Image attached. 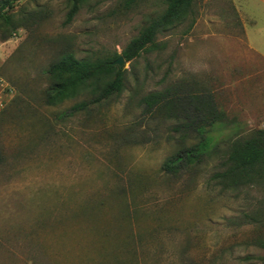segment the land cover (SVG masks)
Returning <instances> with one entry per match:
<instances>
[{"label": "rangeland", "instance_id": "374dc122", "mask_svg": "<svg viewBox=\"0 0 264 264\" xmlns=\"http://www.w3.org/2000/svg\"><path fill=\"white\" fill-rule=\"evenodd\" d=\"M0 19V264H262L264 187L222 190L221 153L171 177L196 143L172 131L183 107L143 112L148 94L210 96L220 138L264 129V0H192L190 15L124 63L122 91L72 117L83 93L44 103L48 68L120 55L163 0H8ZM190 109V108H188ZM190 111H193L192 108ZM192 116V115H191ZM190 117V116H188Z\"/></svg>", "mask_w": 264, "mask_h": 264}, {"label": "trees", "instance_id": "16d2710c", "mask_svg": "<svg viewBox=\"0 0 264 264\" xmlns=\"http://www.w3.org/2000/svg\"><path fill=\"white\" fill-rule=\"evenodd\" d=\"M72 7L67 22L77 12L78 0H71ZM134 0H130L132 2ZM164 12L141 30L132 39L120 55L112 58L96 60H78L72 54H64L46 71L52 83L45 91L44 103L55 107L66 101L74 100L86 93L90 100L75 104L60 114V118L72 117L87 110L90 105L99 104L104 100L118 95L124 85V67L115 64L119 57L129 63L139 57L142 52L155 47L157 35L185 20L191 13L192 0H163ZM8 0L0 2V19L8 23L4 11L9 9ZM9 24V23H8ZM12 32L0 36L5 42L11 38ZM178 89H167L155 92L141 99V107L145 115L151 116L160 108L167 106L172 113L176 107H183L186 124L172 131L183 139L193 138L196 143L182 149L164 161L161 171L171 177L195 169L214 153H221L218 172L211 180L222 190H239L249 187H264V129L256 130L246 138H220L223 114L214 107L210 96L197 93L180 97ZM192 108L193 111H190ZM192 115V116H191ZM190 116V117H188ZM256 246L264 253V237L256 242ZM264 264V255L260 258Z\"/></svg>", "mask_w": 264, "mask_h": 264}, {"label": "water", "instance_id": "95a60500", "mask_svg": "<svg viewBox=\"0 0 264 264\" xmlns=\"http://www.w3.org/2000/svg\"><path fill=\"white\" fill-rule=\"evenodd\" d=\"M115 64L119 67H122L124 64L123 59L119 57L118 60H116Z\"/></svg>", "mask_w": 264, "mask_h": 264}, {"label": "built area", "instance_id": "2783aa9c", "mask_svg": "<svg viewBox=\"0 0 264 264\" xmlns=\"http://www.w3.org/2000/svg\"><path fill=\"white\" fill-rule=\"evenodd\" d=\"M3 1V0H0V2Z\"/></svg>", "mask_w": 264, "mask_h": 264}]
</instances>
